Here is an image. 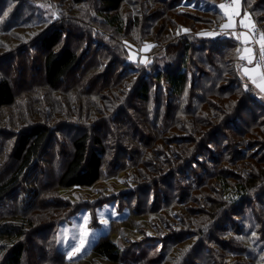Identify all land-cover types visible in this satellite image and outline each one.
I'll list each match as a JSON object with an SVG mask.
<instances>
[{
	"label": "trees",
	"instance_id": "1",
	"mask_svg": "<svg viewBox=\"0 0 264 264\" xmlns=\"http://www.w3.org/2000/svg\"><path fill=\"white\" fill-rule=\"evenodd\" d=\"M70 1L69 9L72 10L75 6L82 8V10L80 9L81 15L73 16L77 18V24L73 27L71 24L69 26L68 22L54 21L51 27L45 30L37 40V47L42 50V73L45 85L50 90L62 87L69 89L68 91L74 90L72 91L73 98L78 94V100L73 101L76 103L73 110H78L81 119H85V113L88 118L93 117L95 113L93 108L87 107L86 102L82 100L81 95L83 94L91 100L94 96L91 92L93 91L98 95V98L109 96L111 100L113 97L111 95L119 92L124 95L125 100H120L108 114L104 113L91 126L81 125V133L73 138L72 149L67 152V158L61 157L55 161V164L49 163L50 161L46 159L47 145L51 137L49 128L36 125L20 134L8 162L4 164L5 171L0 175V203L6 199L13 200L27 177H34L36 182L30 184L31 191L28 197H33V201L30 204L29 199L24 202V204L28 202L29 205L25 207L24 211L20 208L17 214L16 212L12 215L0 214V264H90L91 259H100V262L106 261L111 264L123 263L125 261L124 248L113 238L116 233L114 228L110 232L100 235L90 251L83 257L74 259L70 263L65 258V253L59 249L57 228L59 224L69 220L86 205L75 199H68L70 202H65L63 197H57L58 200L55 201L50 200L52 204H47V200L52 198L50 194L54 192V189L60 192L59 196L61 197L63 190L75 187L90 188L104 177L110 179L129 169L137 174L142 183L141 188L151 181L156 183L153 189L158 191L155 190L158 194L157 202H160L159 199L162 200L159 181L163 180L161 181L163 185L168 187L169 178H173L174 181L171 185L173 186L172 190H176L173 194L175 196L167 195L165 202L168 204L175 202L185 207L183 209L185 218L176 229L177 231L181 229L178 234L188 230V221L194 224L197 229L188 233L189 235L184 240H192L194 250L191 253V258L194 261L190 264H195L198 260L196 259L198 248L196 244L204 235V231H207L208 235L216 237L214 240L217 244L224 243L231 233L230 219L241 216V213L247 214L249 209L244 212L243 207L250 204L249 198L253 191L262 189L260 192L256 191L259 197L255 199L258 201L261 198L260 202L264 203V121L261 122L264 115H258V109L264 110V99L258 98L257 94L249 88L247 94L253 97L251 100L256 101L254 105L257 110L251 111L244 107L251 100L246 103L247 99L243 101L238 98L230 108L234 111L233 116L229 115V111L225 108H221L216 121L198 115L200 109H194L195 104L191 103L195 100L194 93L186 102V106L180 102V99L191 88L189 73L186 70L188 58L193 57H188L190 51L194 48L197 51L204 47H210L208 50L214 59L217 51L212 46L221 49L225 47L223 43L230 46L236 44L234 40L222 36L210 38L183 31H179V35H177L178 23L172 20L174 17L171 16V11L184 0H152L157 5L154 10L161 17L156 21V28L152 24L151 29L150 25L144 39L155 42L158 47L160 45V49H156L152 58L148 57L151 63L147 64L144 71L141 65L136 67L141 70L137 78L132 77L136 72L127 71L130 66L134 65L128 62L130 58L129 46H135L136 49L141 46L142 43L139 41L142 39H139L141 37L140 23H144L143 19L134 17L128 22L121 17L119 10L125 0ZM186 1L189 3L193 1L192 4L196 5L195 10H201L202 12L199 14L204 13L207 16L205 21L208 19L212 21L213 24L206 27L205 31L223 23L224 20L221 19L216 7L223 0ZM92 6L93 11L91 10ZM242 7L243 12L253 14L256 23L259 20L264 25V0H250L248 3H244L242 0ZM94 13L96 15L90 17V14ZM85 16L90 19L86 20ZM198 17L197 22L204 23L203 17L201 15ZM160 21H162V25H160ZM130 27H132L130 34L126 35V31ZM195 29L196 25L193 30ZM261 30L264 31L262 27ZM134 33L138 35L136 42L130 38V35H134ZM128 38H130L131 45L128 44L124 47V41ZM93 46L98 47L94 48ZM224 50L226 49L223 48ZM89 56L90 60H88ZM224 58L225 56L221 55L216 63L222 64ZM235 62L236 59L234 64ZM230 64L236 79L235 84H239L241 82L239 74L234 69L232 60ZM125 66L128 68L125 71L121 70ZM78 71L84 72L83 76L85 77L81 81L79 80L82 76L79 77L75 83ZM152 82H163L166 90H161L159 97L155 98L153 104L149 106L148 103L153 97ZM192 90L197 93L195 89ZM16 98L15 86L11 79L6 76L1 77L0 110L12 106L16 102ZM185 108L187 110H184ZM162 119L167 121L166 125L161 121ZM244 126L248 129H245ZM241 128L245 130L240 132ZM177 132L185 133L186 137L179 139L176 137ZM220 137L226 143H224V148L220 141L215 142ZM210 142L215 143L222 157L219 161L216 159L214 161L207 160L199 165V161L195 157L206 148L211 153ZM178 145H181L182 151L180 158L176 162L174 161L175 163L168 159L167 164L171 166L172 172L164 177L163 169L159 167L162 157L159 158L157 154ZM253 150L256 152H252ZM251 152L249 158L252 160V164L247 166L249 170L247 179L241 175H235L227 169L219 168L223 167L221 164L215 170L214 176H209L211 168L208 166V162L217 165L225 159L224 164L227 162L237 163L239 160L245 159ZM226 155L233 156L230 158L231 160H226ZM43 159L49 164L44 163L43 166ZM51 164L53 168H51ZM193 164L199 165L197 170H192L193 176L202 175H198L199 170L204 173L200 178L197 177L196 181L189 180L186 183L184 182L185 177L182 175L183 171ZM54 168L57 170L56 173ZM51 170H54V175ZM38 172L39 175H36ZM212 179L221 186V191L217 192L213 188L211 189L213 194L209 198L207 196L206 199L201 198L204 196L202 191L212 186H207ZM200 195L202 196L200 197ZM106 200L108 201L110 198ZM156 206L160 207L158 203ZM235 208L240 211L234 212ZM155 210L156 207H153L150 213ZM231 212H234L232 217L230 216ZM160 214L164 213L161 211ZM201 217L206 219H201ZM243 218V228L251 222L253 226L259 228L264 225V222H261L263 218L261 215L257 217L243 215ZM207 223H209V227H205ZM247 235H250V232L244 231L236 236V239L237 237L248 239ZM195 239H197L196 242ZM253 240H255L252 241L256 245L255 250L248 249L246 252V257L251 258L249 264L254 262V258L259 254L264 253V235H259ZM184 241L181 244H184ZM261 246L262 248H260ZM164 250L158 255L161 253L164 255ZM174 255L167 253V257L173 258ZM210 259L213 260L212 257ZM129 262L133 263L131 260ZM144 263L145 260H140L138 264ZM157 263L160 264L161 261L158 260ZM215 263L216 261L213 264ZM220 264L227 263L223 261Z\"/></svg>",
	"mask_w": 264,
	"mask_h": 264
},
{
	"label": "rangeland",
	"instance_id": "2",
	"mask_svg": "<svg viewBox=\"0 0 264 264\" xmlns=\"http://www.w3.org/2000/svg\"><path fill=\"white\" fill-rule=\"evenodd\" d=\"M70 3V0H0V12L7 11L9 7L12 9L8 12L7 17L0 18L3 20V22L0 23V78L6 76L11 79L17 94L16 102L12 106L0 110V175L4 173V164L8 162L21 133L30 130L36 125L49 128L51 130V137L47 145L48 151L46 159L50 161L49 163L55 164V161L59 158H67V152H70L72 149L71 142L73 138L81 133V125L86 124V126H91V124L97 121L96 119L101 117L104 113L108 114L112 107L116 106L120 100H125L124 95L119 92L112 94L111 96L114 98L112 97L111 100L109 96H103L100 99L93 91L91 92L94 96H92L91 100L83 93H79L83 94L81 97L82 100L86 102L87 107L93 108L95 112L93 117L88 118L85 113V119H81L79 118L78 110H73L74 105H76L73 101L78 100V94L73 98L72 91L74 90L68 91L69 89L67 90L63 87L57 90H50L45 85L42 73V50L37 47V40L45 30L51 27L54 21L68 22L69 26L71 24L73 27L77 24V18L73 16L81 15L82 12L80 9L82 10V8L81 6H75V8L71 10L69 9ZM183 3V7H181V3L175 8H172L171 11V16L174 17L172 20L178 23L176 27L178 31L181 32L182 29H189L191 34L198 35L199 33L208 32L216 28V26H214L205 31L206 27H210L213 24L212 21L209 19L205 21L207 16L204 13L199 14L202 12L201 10L196 11L195 8L188 6V4H192L193 1H190V3L189 1H183ZM41 4L46 6L50 5L51 7H38V5ZM156 8L157 5L152 0H125L119 10L121 17L128 22L134 17H139L141 20L143 19L142 22H144L140 23L141 37L139 39H142L139 41H141L142 44L137 48L138 50L130 43V38L135 42L138 41V35L135 33L134 35H130L128 40L124 41V45L121 43L124 47L128 44L131 45L129 46L130 58L128 62L134 64L130 66V68L126 66L122 67L121 70L125 71L126 68H128L127 71L136 72L134 76H132L135 78H137L141 72L140 69L136 68L139 67L138 65H141L143 71L145 70L144 68H146L145 64L140 63V60L144 58L149 59L148 57L152 58L155 55L156 49H160V45L158 47L155 42L144 39L146 37L145 33L148 32V28L150 29V25L152 29V24L155 26L156 21L161 17L160 14L154 10ZM91 10L93 11V6ZM53 12L58 14V18L51 14ZM93 15L96 14H90V17H93ZM192 15H194V18H192ZM198 15L203 17L202 21L204 23H201V21L197 22V19H199ZM171 16L169 15L168 17L170 18ZM85 19L87 20L90 18L85 16ZM160 22V25H162V21ZM257 22L256 25L260 29L262 27L264 30L262 22L259 20ZM195 25L196 29L193 30ZM131 29L132 27L128 28L126 35L130 34ZM133 31L136 32V30ZM117 39L119 40L120 38L118 37ZM146 43L156 45V47L143 50V45ZM223 45H225V47L221 49L212 46V48L217 51L214 59L209 53L208 49H210V47H204L197 51L194 48V50L190 51L188 57H193L188 58L186 70L189 73L188 77L191 88L183 97L184 99H180V102L186 106V102L190 100L194 93L193 97L195 100L191 103L195 104L194 109H200L198 115L209 117V119L213 121H216V117L219 116L218 113L221 111V108H225L229 111V115L233 116L234 111L230 110V108L236 103L235 101L238 98H241L243 101L247 99L248 101H246V103L253 98L250 94H247L248 92L245 91L241 82L235 84L236 79L235 76H233L230 62L231 60L233 61V67L235 69L234 61L237 58V44L230 46L229 44L223 43ZM93 47L96 48L98 46ZM119 47L121 46L119 45ZM223 48L226 50L223 51ZM221 55L225 56V58L222 64H218L216 60ZM90 59L91 57L89 56L88 60ZM81 71H78L77 76H75V83H77L76 81L79 77L82 76L79 81L85 77L83 76L84 72ZM227 75L229 76L228 78ZM152 84L153 97L148 103L149 106L153 104L155 98L159 97L161 90H166V86L163 82H152ZM192 89H195L197 93ZM115 91L117 90L115 89ZM254 102L256 101L253 99L249 104H245L244 107H246V109H251V111L255 110L257 107H255ZM139 107L141 108V106ZM184 110L187 109L185 108ZM258 115H264V110L258 109ZM161 121L164 125L167 124L166 120L164 121L162 119ZM262 121H264V117H262L261 122ZM244 127L248 129V127ZM245 129L241 128L240 132ZM184 136L186 137L185 133H176V137L179 139ZM168 137L170 138V136ZM218 141L223 144L222 146L224 148L226 143L222 137L215 142ZM180 147L181 145L174 146L161 152L163 154H157L159 158L162 157L159 162V167L163 169L164 177L172 172L170 169L171 166L167 164L168 159L172 160V163H175L180 158V154L182 153ZM209 150H211V153H209L206 148L202 153L196 155L195 159L199 161V165L207 160L214 161V159H216V161H219L221 159L222 155L215 143L210 142ZM252 152H256V150ZM252 152L245 159H241L237 163L227 162V164H224L225 159H223V161L221 160L217 165L216 163L208 162V166L211 168L209 176H214L215 170H217V167L221 164L223 167L219 168L224 170L227 169L233 172V174L238 176L241 175L243 178L247 179L249 172L247 166L249 167L252 164V160L249 158ZM230 155H226V160H231L230 158L233 155ZM218 157L219 159H217ZM46 162L48 161L43 159L42 165ZM49 163H46V165ZM177 165H179V163H177ZM199 165H189L184 169L182 174L185 177L184 182L188 183L189 180L196 181L197 177L200 178L203 175L204 172L199 170L198 175H202L197 176L196 174L193 176L192 170H197ZM50 166L53 168L52 164ZM54 170L56 173V168H54ZM54 170H51L52 175H54ZM36 175H39V172L36 173ZM108 178L109 177L102 178V180L90 188L75 187L63 190L61 191V197L59 196L60 192L56 189L53 190L54 192L50 194L52 198L47 200V204H52L50 200L55 201L58 200L57 197H63L65 202H70L68 199H75L76 201H82V204L86 205V207L81 208L69 220H65L59 224L57 228L58 240L61 238L63 229H71L73 224L78 223L82 215L88 212L91 213L88 227L96 229L97 233L92 239L91 246L86 250V253L90 251L100 235L110 232V230L114 228V232L116 233L113 238L124 248L123 255L125 256V261L121 264H138L140 260H145L144 264H158V260L161 261L160 264H190L194 261L191 258V253L194 250L192 240H184H186L187 236L193 229H196V227L188 221V230L182 232V234H178L181 229L178 231L176 229L182 224L185 218L183 211L185 207L175 202H171L170 204L165 202L167 195L175 196L173 194L176 190L173 191V186L171 185L174 181L173 178H169L168 187L163 185V182H161L163 180L159 181V189L162 190V194L159 193L162 197V200L159 199L160 202H157L158 194H156V192L158 191L153 189L156 183L151 181V183L141 188L142 183L132 169L126 172L124 171L110 179ZM34 182H36L34 177H27L21 189L17 191L19 193L13 200L6 199L4 202L0 203V214L12 215L15 212L17 214L20 208L24 211L25 207L29 206L28 202L25 204L24 202L29 199L28 201L30 204L31 201H33V197H28V194L31 191L30 184ZM232 183L235 182L232 181ZM207 186L210 187L202 191L204 196L200 195V197L202 196L201 198L206 199V196L209 198V196L213 194L211 191L213 188L217 192L221 191V186H219L214 179L210 180ZM256 191L259 190H255L251 193L252 196L249 198L250 204H248L247 207H243L244 212L249 209L248 212H246L247 214L241 213V216L233 218L232 214L235 211H240V209L237 208H235L234 212L230 213L232 217L230 219L231 233L227 237V241L217 244L214 240L216 237H213V235L210 236L207 234V231H204V235L201 236L199 242L196 244V246H198L196 250V259L198 260H196L195 264H213L215 261V264H220V262L223 261H226L227 264H249L251 258L246 257V252L248 249L255 250L256 245L252 242L255 241L253 238L264 235V225L259 228L253 226L251 222L249 224L247 223L248 225L243 228V221L245 218V216L243 218V215H255L256 217L261 215V217H263L261 222H264V203L260 202L261 198L258 201L256 200L259 197ZM178 192L180 193V191ZM109 198L110 200L107 201L106 199ZM156 203H158L160 207L156 206ZM153 207H156V210L150 213ZM98 210L103 211L109 219L107 227L98 223ZM113 211L116 212V216L112 215ZM161 211L164 214L161 215ZM141 216H143V218H140ZM201 219L206 218L201 217ZM205 227H209V223H207ZM240 229H242V231H239ZM244 231L250 232V235H247L249 238L237 240L236 236H239L240 233L242 234ZM196 240L197 239L194 241L196 242ZM182 241H184V244H181ZM260 248H262V246ZM59 249L63 251V253L66 252L65 247L60 243ZM163 250L165 251L164 255H162ZM160 252H162L161 255H158ZM167 253H173L175 255L173 258L167 257ZM83 255L84 254L79 258L83 257ZM261 256H264V253L255 257L254 262L250 264H262L263 261L260 259ZM210 257H212L213 260H211ZM129 259L133 261V263L129 262ZM90 264L111 263L106 261L100 262V259H91Z\"/></svg>",
	"mask_w": 264,
	"mask_h": 264
},
{
	"label": "snow or ice",
	"instance_id": "3",
	"mask_svg": "<svg viewBox=\"0 0 264 264\" xmlns=\"http://www.w3.org/2000/svg\"><path fill=\"white\" fill-rule=\"evenodd\" d=\"M186 2V0H184ZM250 0H244V3H248ZM184 6L182 2L181 7ZM189 7L195 8V4H188ZM40 8H50V5H38ZM203 7V5H201ZM218 13L222 20H226L220 26L219 31L209 33H199L200 36H217L223 35L237 41L236 54L238 61L243 63L236 64V70L240 75V79L244 80L247 78L249 83L243 85L244 89H249V84L254 89H258L259 93H264V31H259L256 27V21L253 19V14L244 12L241 15L242 0H225L224 3L216 6ZM12 9L8 8L7 11L0 12V18L7 17L8 12ZM53 16L58 18L56 12L51 13ZM237 20L239 21L240 31H237ZM3 20L0 19V23ZM183 32L187 33L189 29H182ZM179 35V31L177 32ZM126 43V42H125ZM156 45L144 44L143 50H148ZM258 53V54H257ZM140 63L147 66L151 63V60L147 58L141 59ZM264 99V96H261ZM113 216H116V212H112ZM91 213L85 212L80 218L78 223H74L71 229L65 228L62 230L61 238L58 243L62 244L65 249V258L72 262L74 258H79L82 254L86 253V250L91 246L92 239L95 237L97 230L88 227L90 224ZM97 220L99 224L105 227L109 224V219L106 214L98 210ZM242 240L243 237H237ZM260 259L264 261V256Z\"/></svg>",
	"mask_w": 264,
	"mask_h": 264
},
{
	"label": "crops",
	"instance_id": "4",
	"mask_svg": "<svg viewBox=\"0 0 264 264\" xmlns=\"http://www.w3.org/2000/svg\"><path fill=\"white\" fill-rule=\"evenodd\" d=\"M243 8V7H242ZM249 13V12H248ZM244 14V12H243V9L241 10V15H243ZM226 22V20H224L223 21V23H225ZM222 23V24H223ZM221 24V25H222ZM221 25H219V26H216V28L215 29H211V30H209L208 32H204V33H209V32H217V31H219V29H220V26ZM241 29L239 28V21L237 20V31H240ZM219 36H222L223 38H227V39H231V40H234V39H232V38H229V37H225V36H223V35H217V36H214L215 38L216 37H219ZM206 37H210V38H212L211 36H206ZM235 41V40H234ZM236 42V44H237V41H235ZM258 54V53H257ZM237 63H243V62H241V61H238V59L236 58V62H235V69H236V64ZM239 74V73H238ZM239 80L243 83V84H245V83H249L248 82V80H247V78H244V80H241L240 79V75H239ZM249 88H251L254 92H255V94H257V96H258V98H260L261 99V96H264V93H259V90L258 89H254V88H252V86L249 84Z\"/></svg>",
	"mask_w": 264,
	"mask_h": 264
},
{
	"label": "built area",
	"instance_id": "5",
	"mask_svg": "<svg viewBox=\"0 0 264 264\" xmlns=\"http://www.w3.org/2000/svg\"><path fill=\"white\" fill-rule=\"evenodd\" d=\"M225 2V0H223V2L222 3H224ZM256 27H257V29L259 30V31H261V29L256 25Z\"/></svg>",
	"mask_w": 264,
	"mask_h": 264
}]
</instances>
